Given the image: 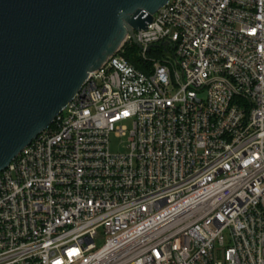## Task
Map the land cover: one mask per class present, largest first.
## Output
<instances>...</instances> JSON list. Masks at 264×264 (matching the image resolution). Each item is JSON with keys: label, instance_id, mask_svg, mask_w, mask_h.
<instances>
[{"label": "built area", "instance_id": "2783aa9c", "mask_svg": "<svg viewBox=\"0 0 264 264\" xmlns=\"http://www.w3.org/2000/svg\"><path fill=\"white\" fill-rule=\"evenodd\" d=\"M135 35L165 56L122 46L0 172V264H264V0H170Z\"/></svg>", "mask_w": 264, "mask_h": 264}, {"label": "water", "instance_id": "95a60500", "mask_svg": "<svg viewBox=\"0 0 264 264\" xmlns=\"http://www.w3.org/2000/svg\"><path fill=\"white\" fill-rule=\"evenodd\" d=\"M169 1L0 0V172Z\"/></svg>", "mask_w": 264, "mask_h": 264}, {"label": "trees", "instance_id": "16d2710c", "mask_svg": "<svg viewBox=\"0 0 264 264\" xmlns=\"http://www.w3.org/2000/svg\"><path fill=\"white\" fill-rule=\"evenodd\" d=\"M140 48L132 42L126 41L123 45L122 54L138 69L148 72L153 66L152 58H161L165 56V47L155 46L148 52L149 59H143L139 54Z\"/></svg>", "mask_w": 264, "mask_h": 264}, {"label": "rangeland", "instance_id": "374dc122", "mask_svg": "<svg viewBox=\"0 0 264 264\" xmlns=\"http://www.w3.org/2000/svg\"><path fill=\"white\" fill-rule=\"evenodd\" d=\"M110 147L112 152H125L126 149L122 146L121 139L115 137L114 135L111 137Z\"/></svg>", "mask_w": 264, "mask_h": 264}]
</instances>
